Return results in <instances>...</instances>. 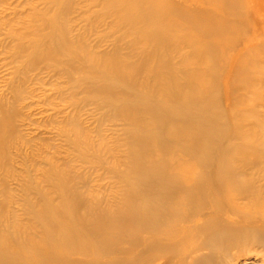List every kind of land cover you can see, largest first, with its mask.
<instances>
[{
	"label": "rangeland",
	"instance_id": "obj_1",
	"mask_svg": "<svg viewBox=\"0 0 264 264\" xmlns=\"http://www.w3.org/2000/svg\"><path fill=\"white\" fill-rule=\"evenodd\" d=\"M109 2L0 0V93L5 97L1 101L4 119L14 126L5 135L13 161L0 165V177L4 178V183L0 181V232L13 230L15 218L22 222L21 234H10L30 239L25 251L21 250L20 263L137 264L139 256L154 253L146 241L144 254H140L136 202L145 189L146 176L137 174L128 161L134 147L127 150L125 136L115 130L121 121L97 108L98 101L85 89L89 77L84 67L91 61L89 53L112 51L116 35L122 37L121 29L109 28L110 18L100 16V7L108 8ZM75 39H80V45ZM57 42L66 43L57 54L64 60L61 65L39 53ZM121 47L119 55L124 52ZM163 59L148 63L150 75L159 83L170 77L180 82L182 68L177 59ZM190 112L211 124L206 134L214 146L212 156L204 160L199 150L189 154L191 136L202 129L197 125L184 127V115L167 112L165 117L171 119L158 126L159 133L150 146L156 163L166 167L167 175L158 179V187L185 177V167L194 164L192 176L204 178L206 189L216 192L211 187L214 177L221 175L215 168L216 158L230 144L232 150L223 154V160L233 168V157L240 159L234 155L240 139L229 135L233 123L227 110L190 108ZM247 118L240 119L246 122ZM178 119L184 126L172 125ZM221 134L224 139H219ZM189 190L196 194L195 189ZM186 191L175 188L174 196L165 199L161 232L185 209V200H180L185 199ZM77 199L83 202L76 203ZM88 202L89 206L85 205ZM64 232L73 238H65ZM177 248L180 252L184 245Z\"/></svg>",
	"mask_w": 264,
	"mask_h": 264
},
{
	"label": "bare ground",
	"instance_id": "obj_2",
	"mask_svg": "<svg viewBox=\"0 0 264 264\" xmlns=\"http://www.w3.org/2000/svg\"><path fill=\"white\" fill-rule=\"evenodd\" d=\"M102 1L110 2L108 8L100 7V16L115 22V26L109 22V28L121 29L122 37L116 35L112 51L89 53L91 61L84 67L89 77L85 89L98 101L97 108L121 121L115 129L117 135L125 136L128 151L134 147L128 161L137 174L146 176L145 189L136 202V216L141 225L140 254H144L146 241L154 253L147 258L139 256L137 264H264V0ZM75 41L80 45V39ZM65 42L40 50L41 57L61 65L64 60L57 54ZM117 42L124 49L120 55ZM163 58L177 59L183 81L170 77L159 83L150 75L148 63ZM52 67L58 68L55 64ZM137 76L138 82L134 80ZM4 98L0 93V165L13 161L5 135L14 126L4 119ZM190 108L227 110L233 123L229 135L240 139L234 152L240 159L233 157V168L223 160V154L232 150L230 144L216 158L215 168L221 174L212 181L216 192L206 189L207 180L192 176L194 164L185 167V177L158 187V179L167 175L166 167L156 163L150 146L159 133L158 126L171 119L165 117L167 112L184 115L185 126L180 119L172 125L176 122L202 129L191 136L189 154L199 150L204 160L212 156L214 146L206 134L211 124L196 119ZM243 116L248 117L246 122L241 121ZM0 181L4 183V178ZM148 186L151 188L147 190ZM175 188L195 189L196 194L185 192V199L180 200H185V209L161 232L164 201L174 196ZM74 218L80 219L76 214ZM22 227L15 218L13 230L0 232L2 264L27 263H20L19 258L30 239L10 235L21 234ZM63 235L73 238L65 232ZM180 244L184 249L178 252Z\"/></svg>",
	"mask_w": 264,
	"mask_h": 264
}]
</instances>
